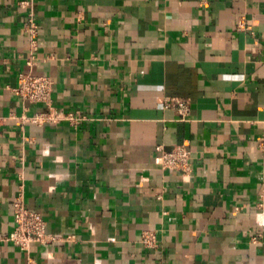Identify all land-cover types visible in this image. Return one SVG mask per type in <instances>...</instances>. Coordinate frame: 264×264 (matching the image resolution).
Here are the masks:
<instances>
[{"label": "crops", "instance_id": "crops-1", "mask_svg": "<svg viewBox=\"0 0 264 264\" xmlns=\"http://www.w3.org/2000/svg\"><path fill=\"white\" fill-rule=\"evenodd\" d=\"M18 1L0 0V264H264V0H35L34 38ZM26 72L47 103L14 93ZM49 106L77 117L30 119ZM183 143L186 173L155 164ZM19 195L54 239H7Z\"/></svg>", "mask_w": 264, "mask_h": 264}, {"label": "built area", "instance_id": "built-area-1", "mask_svg": "<svg viewBox=\"0 0 264 264\" xmlns=\"http://www.w3.org/2000/svg\"><path fill=\"white\" fill-rule=\"evenodd\" d=\"M35 0H19L18 5L27 10L25 29L31 37H35L38 23L35 20L33 5ZM239 28L245 27L243 19L238 21ZM52 90V80L48 75H37L30 72L19 73L17 85L13 88L14 93L22 99L32 102H48ZM173 103L183 114L187 109V104L180 99L171 98L167 104ZM76 115L73 113H60L52 110L49 106L48 111L36 113L30 119L36 123L47 121H58L66 118L73 120ZM191 152L186 143L178 144L169 150L157 147V154L154 162L162 169H170L186 173L189 170ZM261 211L264 212V199L260 203ZM13 219L14 229L7 237L21 249L27 250L32 243H47L54 239L46 233L45 221L39 212L27 208L22 197L16 196L13 199ZM140 242L146 247L156 246V237L153 231L145 230L142 232Z\"/></svg>", "mask_w": 264, "mask_h": 264}]
</instances>
